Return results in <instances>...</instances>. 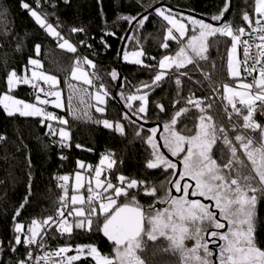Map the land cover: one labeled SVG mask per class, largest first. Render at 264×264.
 <instances>
[{
    "label": "snow or ice",
    "instance_id": "1",
    "mask_svg": "<svg viewBox=\"0 0 264 264\" xmlns=\"http://www.w3.org/2000/svg\"><path fill=\"white\" fill-rule=\"evenodd\" d=\"M36 3L39 6L40 0H36ZM231 3L232 0H224L218 14L210 17L212 21L217 22L216 25L192 16L184 18L189 22L186 24L183 20L177 19L170 9L155 8V13L171 26L166 29L161 47L168 49L170 47L168 42L176 41L179 48L175 55H164L159 60L160 71L154 75L151 84L144 85L155 89L166 77L178 74L175 83L179 86L181 84L179 77L187 75L186 72H181V69L208 59L206 53L209 48V38H229L231 43L227 56V72L229 77L238 82V87L242 90H237L226 82L221 85L223 90L221 100L227 101L224 112L228 118V126L225 127L223 123L217 124L213 116L208 114L211 104L205 105L202 99L189 96L186 100L187 106L176 110L171 120L164 122L165 134L161 136L163 147L171 156L180 157L182 153L184 154L179 160L183 167L179 173L175 171L177 163L160 151V145L156 141L159 129L156 127L148 129L151 134L142 137L152 150L146 168H162L166 173L171 169L173 170L171 176L179 177L167 181L171 187L163 197L157 195L158 189L155 185H148L146 181L122 174L115 177L117 183L108 177L102 180L101 166L107 161L106 167L111 170L116 163L111 159V154L103 155L100 166L95 167L94 170L91 165L86 166L84 162L77 161L79 169L90 173L94 171V176L87 180V196L80 193L85 187V177L81 172L75 173L73 194L70 198V176H58L57 179L62 182L58 187L63 195L59 197L60 206L56 209L55 216L49 215L42 220L33 219L27 226V231L24 224L15 223L14 231L17 235L14 237V244L36 245L43 250L46 245L45 237L55 233L61 236L68 234L71 238L74 228L89 232L96 230L102 232L103 236L112 243L113 254H102L97 246L89 244L77 245L75 255H66L73 250L70 245H66L51 252H44L42 256H34L29 250L27 259H20L16 264H28L29 261H33L34 264H42V262L43 264H75L81 260L85 252L95 264H146L141 254L147 249L149 241L155 243L161 238L167 241V248L164 250L178 255L180 264H264V248L259 246L256 239L257 204L264 200V125L255 119L257 112L264 115V0H254L251 14L247 11L243 12L241 20L247 24V28L243 25L237 26L226 19ZM22 7L30 12L41 28L57 38L59 48L71 53L77 51V48L51 23H47V14L41 15L28 3H22ZM123 19L130 23L135 20L137 26L142 28L149 20V15L141 14L139 19L137 17H123ZM173 30L179 35H174ZM71 31L80 32L83 29L73 28ZM245 36L248 39H243ZM257 40L259 43L256 42ZM80 43L83 44L84 41ZM239 48L243 49V60L237 56ZM40 51V45H36V54L39 55ZM144 55L142 49L125 51L123 59L134 64H142L141 57ZM28 63L34 66L31 76L27 74L28 69H25L23 76L18 75L15 70L7 76L6 90L0 93V107L8 116L19 114L26 117H42L41 123L56 121L59 125H67V119L42 107L50 103L57 109L64 107L62 93L57 90L59 80L54 75L37 70L43 68L40 60L30 58ZM81 63L96 67L87 57H84L83 61L77 59L71 73L72 79L82 81L84 85L90 87L94 86L90 74L81 69ZM241 69L245 74L243 77H241ZM95 75V73L91 74V76ZM110 76L113 80L118 79L116 70H112ZM248 77H252L250 83L245 82ZM36 81H43L49 85L48 89L41 87ZM20 84L31 85L33 89L38 90L35 93L36 103L18 99L13 94ZM69 87L73 91L68 97V107L74 117L79 118L78 110L72 108L74 96L78 97L82 105L85 104V96L89 97V100L94 99L96 105L88 103L87 107H95V111L99 113L105 111L104 107L99 106L107 103L105 97L109 95L103 83L99 85L94 95L84 88H74L71 84ZM214 90L219 91V89ZM41 93L45 97L55 99H41ZM128 99L142 101L133 115L147 112L148 93L133 95ZM257 101L260 102L259 105ZM228 106L231 108L230 111ZM157 107L161 112L166 111L163 105ZM192 109L199 111V116L196 118L198 123L194 125L193 134L184 135L182 131L177 130L176 125L179 118ZM124 118L130 119L127 114ZM95 122L102 123L105 128H113V123L107 119ZM46 127L49 129V134L60 137L62 147L69 146L66 143L71 140L69 130L65 127H54L52 123H48ZM115 131L123 134V125L116 122ZM257 132L258 137L254 135ZM139 135L138 131L137 136ZM2 139L4 137H0V140ZM76 147L82 146L77 144ZM214 149L220 153L219 161L214 156ZM61 158L66 159V157ZM185 177L194 183H181ZM161 187H164L163 182ZM172 188L179 193L178 196L172 194ZM138 194L153 198V203L145 207L137 199ZM190 197H201L209 203ZM157 204L166 207L158 208ZM23 206L22 204L21 208ZM15 215L19 216L20 211L17 210ZM68 217H72L71 222ZM222 221L227 222L226 231H220L225 229V223ZM189 240L194 241L191 247L186 243ZM217 240L222 243L218 244V252L213 260L214 252L209 248V243L215 244ZM12 251H16V248L13 247Z\"/></svg>",
    "mask_w": 264,
    "mask_h": 264
},
{
    "label": "trees",
    "instance_id": "2",
    "mask_svg": "<svg viewBox=\"0 0 264 264\" xmlns=\"http://www.w3.org/2000/svg\"><path fill=\"white\" fill-rule=\"evenodd\" d=\"M51 1L53 5L49 7L52 14L50 22L64 38L84 41L82 52L71 53L59 48L57 38L41 28L30 12L22 7V3H28L32 9L42 13L36 0H0V93L6 90V79L9 73L15 70L18 75L23 76L25 69H28L27 74H29L28 61L30 58H35L43 65L41 71L58 77L62 86L67 85L68 98L73 91L68 87L70 84L75 86L74 88L87 89L81 83L70 80L74 61L77 58L87 57L96 65L92 68V73L96 74L93 76L94 81L98 87L103 83L110 97L104 106L103 113L96 112L95 107H87L88 103L95 105L94 100H89V97H84L85 104L83 105L79 103L78 97H73L72 108L78 110L79 118L73 116L69 107L64 112L68 117V126L72 136L69 142L70 149L64 151L50 143L49 129L46 127L49 121L41 123V117H26L19 114L8 116L0 107V137H4L0 140V264H16L20 259H27L28 251L24 245L14 244V237L17 235L14 231L15 223L24 224L27 229L33 219L42 220L49 215L55 216L56 209L60 206V188L57 177L73 173L78 160L96 165L103 155L111 154V159L116 162L109 171L110 179L114 183H117L115 177L122 174L129 178L146 181L148 185H155L158 189L157 195L159 197L165 195L167 189L170 188L167 181L173 179L171 176L173 170L169 169L166 173L162 168H146V162L152 150L142 137L150 135L148 129L151 128L133 123L131 118H124L123 109L114 99L117 83L111 78L110 73L112 70L116 72L121 70L123 86L117 93L129 109L120 96L124 83L130 91L136 85L151 84L154 75L158 72L159 60L164 55H175L179 45L176 41H169L168 49L161 47L168 23L154 12L142 28L135 27L130 39V46L135 43L137 49L144 51V63L129 64L123 61L120 64L118 51L130 25V22L123 17H137L146 9L149 10L154 5L162 3V9L178 7L210 18L218 14L224 4V0ZM253 3L254 0H232V11L227 20L234 22L237 26L247 27V24L241 20V16L245 11L250 14L253 12ZM177 16L186 24L189 23L184 19L189 16ZM73 28L83 29V31L72 32ZM184 39L186 41L187 36ZM230 43V39L225 37L209 38V48L206 53L208 59L181 69V72L187 73V77H179L181 79L179 86L175 83L178 74H172L166 77L158 88L144 87V92L148 93L147 112L137 114L138 117L163 126L165 121L171 120L176 110L187 106L188 95L196 93L205 105H212L208 114L213 116L217 124L223 123L227 127L228 118L224 112L227 101L221 100L223 91L221 85L225 82L231 85L235 83L227 72ZM36 45H40L41 48L39 55L35 52ZM214 89H219V91ZM13 94L25 101L35 100L31 85L20 84ZM157 105H163L166 111L161 112ZM228 108L230 111V106ZM198 116L199 111L192 109L179 118L176 125L177 130L182 131L184 135L193 134L194 125L198 123L196 119ZM104 119L121 122L124 127L123 134L113 128H105L102 123L95 122ZM233 119L237 118L233 117ZM255 119L264 125V115L257 112ZM138 131L139 136H137ZM164 134L162 129L160 137ZM254 135L258 137L259 133ZM156 141L159 144L157 139ZM77 144L82 147L77 148ZM160 151L163 152L161 147ZM166 151L168 152L167 149ZM168 154L171 156L169 152ZM183 155L182 153L180 157H172L179 161ZM214 156L218 161L220 160V153L215 149ZM61 157H66V159ZM172 161L177 163V161ZM162 182L164 187H161ZM25 198H27V203H25ZM137 199L145 207L153 203V198L143 194H138ZM22 204L23 208H21ZM156 206L166 207L161 204ZM17 210L20 211L19 216L15 215ZM100 223L102 225V219ZM256 239L259 246L264 248V200L257 204ZM165 242L167 241L163 238L155 243L148 242L147 249L141 254L146 264H180L178 255L164 250L167 248ZM79 243L95 245L105 255L113 254V245L105 240L100 231L89 232L75 228L71 238L68 234L61 236L55 233L52 235L47 248L54 249L66 245L75 247ZM13 247L16 251H12ZM70 253L76 254L74 249ZM75 264H95V262L91 257L86 256Z\"/></svg>",
    "mask_w": 264,
    "mask_h": 264
},
{
    "label": "rangeland",
    "instance_id": "3",
    "mask_svg": "<svg viewBox=\"0 0 264 264\" xmlns=\"http://www.w3.org/2000/svg\"><path fill=\"white\" fill-rule=\"evenodd\" d=\"M37 11V10H36ZM38 13H40L41 15H43L41 12H39V11H37ZM173 14V13H172ZM175 15V14H174ZM176 16V18L177 19H181L179 16H177V15H175ZM181 20H183V19H181ZM183 22L184 23H186L184 20H183ZM47 23H51L53 26H54V24L52 23V22H50L48 19H47ZM55 27V26H54ZM168 27H171L170 25H168ZM56 28V27H55ZM56 30L58 31V29L56 28ZM174 31V35H179L178 33H176L175 32V30H173ZM59 32V31H58ZM66 39V38H65ZM69 40V42L70 43H72L73 45H74V43L70 40V39H68ZM62 42V41H61ZM75 46V45H74ZM139 50H141V49H137L136 48V44L135 43H132V45L130 46V50H128L127 52H132V51H139ZM239 50V49H238ZM237 56H238V58H239V52H237ZM33 59H35V58H33ZM77 59H80L81 61H83V58H77ZM76 59V60H77ZM131 59V58H130ZM141 59L143 60V63H144V59H143V57H141ZM75 60V61H76ZM90 60V59H89ZM75 61H74V65H73V68H74V66H75ZM123 61L125 62V63H129V64H134V63H131V62H129V61H126V60H124L123 59ZM142 63V64H143ZM80 67H81V69L83 70V71H85V72H87V73H89L90 74V78H92L93 79V85L94 86H88V85H84L83 84V82L82 81H78V80H75V79H72V76H71V73H72V70H73V68H72V70H71V73H70V80H72V81H75V82H78V83H81L82 85H84L86 88H87V91L89 92V93H92L93 95L95 94V92L98 90V85H97V83L94 81V78H93V76H91V74H92V68L93 67H91V66H89V65H87L86 63H81V65H80ZM34 69V66H32V65H30V69H29V76H31V70H33ZM38 71H41V69H37ZM118 73V79H119V71L117 72ZM46 74H49V73H46ZM78 75H79V73H77ZM49 75H52V74H49ZM241 77H243V75H242V71H241ZM231 78V77H230ZM57 79L59 80V84L57 85V90H59V91H61V93H62V101H63V103H64V107L63 108H61V109H57V108H55L51 103L50 104H48V105H45V106H42V107H45L46 108V110L47 111H50V112H53V113H55L57 116H59V117H63L64 119H67L68 120V117H67V115L64 113V112H66L67 110H68V106H67V103H66V98H65V93H64V88H63V86H62V84H61V81H60V79L57 77ZM118 79H116L115 81H116V83H117V81H118ZM233 79V78H232ZM43 81H40V83H42ZM246 82V81H245ZM36 83H38L40 86L42 85V84H40L39 83V81H36ZM44 83V82H43ZM45 84V83H44ZM230 86H233V87H236L237 88V90H242V89H239V87H238V82L235 80V83L233 84V85H231V84H229ZM42 87V86H41ZM45 87H49V85H47V84H45ZM68 87H69V85H68ZM75 87V86H74ZM106 88V87H105ZM144 86H137L136 85V87L135 88H131V91L129 90V88L125 85V83H124V88H123V90H122V93L120 94V96H121V98H123V100L126 102V104H127V106L129 107V109H131L133 112H136V110L138 109V107L141 105V103H142V101H140V100H129L128 99V97H130V96H133V95H135V96H139V95H143L144 93H146V92H144ZM38 91V90H37ZM40 96H41V99H49V100H54L55 98L54 97H45V96H43V95H41L40 94ZM109 97H110V94L107 96V97H105V99H106V101H107V103H108V101H109ZM94 100V99H93ZM26 102H29V101H26ZM94 102H95V105H96V101L94 100ZM29 103H36V101L34 100L33 102H29ZM106 103V104H107ZM106 104L105 105H99L100 107H104V106H106ZM130 105V106H129ZM38 106H41V105H38ZM61 112V113H60ZM138 114H142V113H138ZM42 118V117H41ZM110 121V120H109ZM51 122H56V121H49V123H51ZM110 122H112L113 123V129H115V123L116 122H113V121H110ZM57 123V122H56ZM120 124H122L121 122H119ZM68 124H69V122H68ZM68 124L67 125H59L58 123H57V125H58V128L59 127H65L67 130H69L70 132H71V129L69 128V126H68ZM123 125V124H122ZM72 137V136H71ZM60 138V137H59ZM161 138V137H160ZM157 139V138H156ZM71 141V140H70ZM70 141H68V142H70ZM101 160V159H100ZM245 160H246V158H245ZM78 161H82V160H78ZM82 162H84V161H82ZM84 164L87 166V165H91L92 167H93V170L95 169V167H97V166H100V161H99V163H97L96 165H92V164H90V163H86V162H84ZM106 165H107V161L105 162V165L104 166H101V167H103V173H102V176H101V179L103 180L105 177H108L109 179H110V174H109V171L110 170H108L107 169V167H106ZM81 172L82 173V175H84V177H85V187L84 188H82L81 190H80V193H82V194H84V196L86 197L87 196V191H86V189H87V180L91 177V176H94V171L93 172H87V171H85V170H83V169H79L78 168V166L76 165V168H75V170H74V172L73 173H71V174H65V175H69L70 176V180H69V194H70V196L73 194V189H72V186L74 185V183H75V173L76 172ZM173 179H174V177H173ZM92 183H93V186L95 185V181L93 180L92 181ZM25 231H27V229H25ZM206 239H207V237H206ZM219 242L220 243H222L221 241H218L217 240V243H215V244H213V243H209V248L211 249V250H213V248L214 249H218V247H217V245L219 244ZM187 243V246L188 247H191L193 244H194V241H191V240H189V241H187L186 242ZM165 244H166V246L165 247H167V242H165ZM213 247V248H212ZM213 252H214V255H215V251L213 250ZM214 255H213V257H214ZM87 255H86V252H85V254L84 255H82V257H86ZM213 257H212V259H213Z\"/></svg>",
    "mask_w": 264,
    "mask_h": 264
},
{
    "label": "water",
    "instance_id": "4",
    "mask_svg": "<svg viewBox=\"0 0 264 264\" xmlns=\"http://www.w3.org/2000/svg\"><path fill=\"white\" fill-rule=\"evenodd\" d=\"M163 6L162 3H158L156 5H154L153 7H151L149 10L145 11L144 15H149V17L151 16L152 13L155 12V8H161ZM169 9L171 10V13L175 14V15H184V16H192L194 18H197V19H202L204 20L205 22H208V23H212L214 25L217 24L216 21H212L210 18L206 17V16H203V15H200V14H197L193 11H190V10H186V9H182V8H178V7H169ZM232 11V3H231V8H230V12L228 14H226V19L229 18V15ZM141 15V14H140ZM140 15L137 16V19L140 18ZM222 23V22H221ZM137 26L136 24V21L133 20L129 27H128V30L127 32L125 33L123 39H122V42H121V45H120V48H119V51H118V61L119 63L121 64L123 62V52L125 51H128L129 47H130V39L133 35V31L135 29V27ZM123 86V74L121 73V70L119 69V79L117 81V84H116V89H115V93H114V99L115 101L121 106V108L123 109L124 113L127 114L128 117H130L134 122L136 123H139L140 125H142L143 127H146V128H154V127H157L159 129V131L157 132V135H156V138L160 144V147H161V150L172 160L174 161H177L175 160L172 156H170L168 154V152L166 151V149L163 147V143H162V140L160 138V134L162 133V129H163V126L162 124H156V123H152V122H147L143 119H141L140 117H138V115H133V112H131L126 106L125 104L122 102V100L119 98L118 96V90L121 89ZM181 168H182V164L179 163V161H177V169H176V172L179 173L181 171ZM178 178V175L174 177V179H177ZM171 187V185H170ZM173 195L176 194V192L173 190ZM193 199H201L202 201H204L205 203H209V201L207 200H204V198H201V197H193ZM157 207V206H156ZM214 210V209H212ZM218 211V210H216ZM227 224V222H225ZM225 230V229H224ZM224 230H220V231H224ZM102 236H103V233L101 232ZM104 237V236H103ZM105 240L112 245L111 242H109L107 240L106 237H104ZM220 243V242H219ZM218 247V245H217ZM217 249H215V255L213 257V260H215L216 258V253H217Z\"/></svg>",
    "mask_w": 264,
    "mask_h": 264
},
{
    "label": "built area",
    "instance_id": "5",
    "mask_svg": "<svg viewBox=\"0 0 264 264\" xmlns=\"http://www.w3.org/2000/svg\"><path fill=\"white\" fill-rule=\"evenodd\" d=\"M52 5H53V3H52L51 0H40L39 6L37 5L38 8L42 11V14L43 15L44 14H47V19L49 21L51 20V17H52V14L50 12V8L49 7H52ZM243 39H248V37L245 36V37H243ZM72 42L74 43L75 47L77 48V52L78 53L82 52L83 44L80 43L81 41H72ZM256 42L259 43L258 40ZM238 52H239V59L243 60V49L242 48H239ZM157 71H160V69H157ZM241 71H242V75L244 76L245 74L243 73V69H241ZM254 75H258V74H255L254 73ZM184 77H187V75H184ZM251 81H252V77H248L247 80H246V82H248V83H250ZM39 83H40V81H39ZM40 84H42L41 86L43 88H45L46 90L48 89V87H45V84L43 82L40 83ZM63 88H64V93H65L66 103L68 104V98H67L68 88H67V85L64 84ZM33 91H34V93H36L37 90L36 89H33ZM41 95H43V93H41ZM189 96H194L195 98L202 99L201 97L197 96L196 93H191V94L188 95V97ZM259 103L260 102L257 101V104L258 105H259ZM51 123L53 124L54 127H57L58 128V125H57L56 122H51ZM49 141H50V143L52 145H54L55 147H57L59 150H62V151L70 149V146H71V144L69 142H66V143L69 144V146L68 147H62L61 144H60V138H59L58 135L53 136V135L50 134ZM58 176H61V175H58ZM57 181H58L59 184L62 183L58 179H57ZM61 195H63V192L60 189V196ZM69 198H70V194H69ZM67 219L69 220V222L72 221V217H68ZM49 232L51 233V229H49ZM51 236L52 235H50L49 237H45V239H46V245H45V247H44L43 250L39 249L36 245H31V246L24 245V247L27 249V251L31 250L33 252V255L34 256H42L44 254V252H51V251H53L55 249H58V248H54V249L47 248L48 242H49ZM77 245H84V244H80L79 243V244H76L75 247ZM75 247H72V249L75 250ZM66 255H75V254H71L70 251H69ZM56 259H59V258H56ZM28 264H34V262L33 261H29ZM42 264H43V262H42Z\"/></svg>",
    "mask_w": 264,
    "mask_h": 264
},
{
    "label": "flooded vegetation",
    "instance_id": "6",
    "mask_svg": "<svg viewBox=\"0 0 264 264\" xmlns=\"http://www.w3.org/2000/svg\"><path fill=\"white\" fill-rule=\"evenodd\" d=\"M181 171H182V168H181ZM179 178V177H178ZM177 178V179H178ZM184 182H188V183H194V181H191V180H189L187 177H185V179L183 180V181H181V183H184ZM173 190L175 191V189L174 188H172V193H173ZM175 195H179V193H176ZM190 199H193V197H190ZM202 201V200H201ZM202 202H204V201H202ZM205 203V202H204ZM213 211H216V209H214ZM223 223H225L226 221H222ZM221 230H224V229H221ZM227 230V224L225 223V230L224 231H226ZM213 248V247H212ZM213 250L215 251V249L213 248ZM217 251H218V249H217Z\"/></svg>",
    "mask_w": 264,
    "mask_h": 264
}]
</instances>
